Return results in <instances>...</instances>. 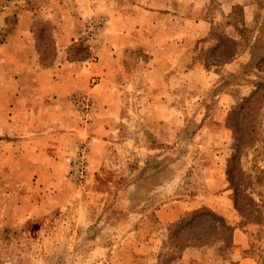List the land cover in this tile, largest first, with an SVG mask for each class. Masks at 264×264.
I'll return each mask as SVG.
<instances>
[{
    "label": "rangeland",
    "instance_id": "1",
    "mask_svg": "<svg viewBox=\"0 0 264 264\" xmlns=\"http://www.w3.org/2000/svg\"><path fill=\"white\" fill-rule=\"evenodd\" d=\"M141 1L121 8L131 35L162 42L175 28L181 48L158 46L159 60L129 49L119 93L95 105L92 93L71 95L84 134L66 173L5 165L0 137V264H264V0H162L172 25L162 34L158 7ZM117 2L126 0H0V52L34 50L51 67L70 28L67 57L89 66ZM27 25L31 42L17 30ZM208 209L222 230L198 220Z\"/></svg>",
    "mask_w": 264,
    "mask_h": 264
},
{
    "label": "crops",
    "instance_id": "2",
    "mask_svg": "<svg viewBox=\"0 0 264 264\" xmlns=\"http://www.w3.org/2000/svg\"><path fill=\"white\" fill-rule=\"evenodd\" d=\"M149 1L159 9L155 12L159 15V20H163L159 23L161 25L159 34H162L166 31L165 28L172 27L171 22L167 20L171 17V13L166 8V2L159 0L158 4H155L154 0ZM133 2L135 6L139 2L142 3L141 0L117 2L116 12L113 13L110 25L105 27V29L109 28L111 37L105 42L102 39L99 58L89 66L84 63H87V60L77 64L69 61L65 50L73 37L69 36L70 28L66 34H59L56 38V43L62 51L55 57V63L51 67L45 68L40 65L34 50H29L28 54L14 53L8 56L0 52V115L3 117L0 122V137H6L2 141L4 150H1L6 161L5 165L14 166L8 162L9 160H28L27 163L36 168L35 172L52 173L50 179L53 180L57 179V174L60 178L67 171L68 156L75 151V143L84 134L81 119L77 117L78 111L71 102V95L76 92L92 93L95 105L101 99L106 101L108 94L119 93L122 84L120 78L127 74L123 66V58L129 49L140 47L145 53L154 55L158 59L156 56L161 51L158 47L160 45H172L177 42L178 47L181 48L180 30L176 33L175 28L172 38L162 42L157 41L160 37L156 35L148 34L145 37L131 35L129 30L133 25L128 19H132V15L126 14L125 9L121 10V8L132 6ZM148 5L151 4L145 3V12L152 13ZM145 18L143 17L140 22L145 23ZM138 23L139 21L136 20L134 25ZM23 27L17 30H22L21 35L27 38V42L28 39L31 42L29 25L25 29ZM62 28L64 31V23ZM155 33L158 34L157 31ZM151 44L152 47L148 46ZM1 57H8L9 62L3 61ZM173 59L172 64H175V57ZM19 60L25 61L27 66H20ZM13 61L15 62L12 63ZM170 68L168 62L165 67L161 65L159 70L164 75L162 78L167 77ZM28 73L32 85L31 83L25 85ZM93 75L99 77L95 86L90 85ZM166 79L168 78L164 81ZM157 85L159 86L158 83ZM109 108L112 109L113 106ZM115 118L116 114L107 121L109 125L115 121Z\"/></svg>",
    "mask_w": 264,
    "mask_h": 264
},
{
    "label": "trees",
    "instance_id": "3",
    "mask_svg": "<svg viewBox=\"0 0 264 264\" xmlns=\"http://www.w3.org/2000/svg\"><path fill=\"white\" fill-rule=\"evenodd\" d=\"M207 214L209 215V217L206 216ZM197 216H200V218H198V220L199 219L205 220L208 223L207 228H206L207 230L212 231L213 226H214V230H218V229L222 230V227L224 225L223 224V218L220 215H218L215 211L209 210V209L203 210ZM185 227H186V224H183V222H177L172 226V228L175 230L180 229V228L184 229Z\"/></svg>",
    "mask_w": 264,
    "mask_h": 264
},
{
    "label": "built area",
    "instance_id": "4",
    "mask_svg": "<svg viewBox=\"0 0 264 264\" xmlns=\"http://www.w3.org/2000/svg\"><path fill=\"white\" fill-rule=\"evenodd\" d=\"M77 102L81 105V103L83 104V110L87 111L88 107L91 105V102L89 100V98L85 95V94H81V95H77ZM85 170L84 169H79L75 171V175L74 178H76L77 180H80L83 175H84Z\"/></svg>",
    "mask_w": 264,
    "mask_h": 264
}]
</instances>
